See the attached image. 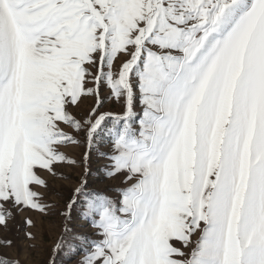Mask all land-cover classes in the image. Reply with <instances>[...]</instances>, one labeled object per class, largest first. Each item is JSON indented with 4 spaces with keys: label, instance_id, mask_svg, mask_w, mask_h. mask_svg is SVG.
Listing matches in <instances>:
<instances>
[{
    "label": "snow or ice",
    "instance_id": "snow-or-ice-1",
    "mask_svg": "<svg viewBox=\"0 0 264 264\" xmlns=\"http://www.w3.org/2000/svg\"><path fill=\"white\" fill-rule=\"evenodd\" d=\"M20 212L61 218L45 264H264V0H0V228Z\"/></svg>",
    "mask_w": 264,
    "mask_h": 264
},
{
    "label": "rangeland",
    "instance_id": "rangeland-1",
    "mask_svg": "<svg viewBox=\"0 0 264 264\" xmlns=\"http://www.w3.org/2000/svg\"><path fill=\"white\" fill-rule=\"evenodd\" d=\"M101 94L107 95L108 89L101 88ZM92 100L91 98L86 99L78 108H73L72 111L78 116L86 114V112L91 108ZM102 111H119V105L110 101H106ZM73 154L79 155L83 149L76 148L70 150ZM103 163V161L99 160L95 154H93L92 158V171L94 176L102 175L101 172H98L97 169ZM65 172L71 171L73 175L76 174L78 170H72L69 168L64 169ZM56 184H65L70 187L71 182L69 181H56ZM119 184V178L115 180L101 179L98 181V185L100 187H105L109 185H117ZM64 194L66 195V189H62ZM60 197L54 196L52 193L48 194V200H59ZM32 218L36 223V228H28L23 220L25 217ZM61 218L58 216H41L36 212H20L17 214L14 222L9 224V229L0 228V240L4 238H8L14 241L15 247L11 249H6L10 255H19L20 259L24 261V264H45L48 259V253L51 249L54 241L59 235L61 223ZM34 232L37 235V239L35 241L29 240L25 238V232ZM35 244L36 247H30ZM179 247V243L176 244ZM17 248L19 249L17 253ZM67 264H74L73 261H67Z\"/></svg>",
    "mask_w": 264,
    "mask_h": 264
}]
</instances>
